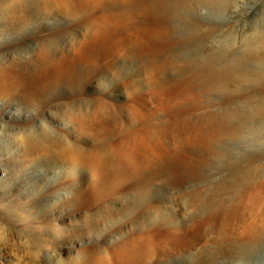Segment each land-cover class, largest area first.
<instances>
[{
	"label": "rangeland",
	"instance_id": "1",
	"mask_svg": "<svg viewBox=\"0 0 264 264\" xmlns=\"http://www.w3.org/2000/svg\"><path fill=\"white\" fill-rule=\"evenodd\" d=\"M162 1L0 4V264H116L136 236L137 264H202L248 208L194 195L243 174L264 195V120L243 115L264 76L242 55L264 53V0Z\"/></svg>",
	"mask_w": 264,
	"mask_h": 264
},
{
	"label": "bare ground",
	"instance_id": "2",
	"mask_svg": "<svg viewBox=\"0 0 264 264\" xmlns=\"http://www.w3.org/2000/svg\"><path fill=\"white\" fill-rule=\"evenodd\" d=\"M3 1L5 2L6 0H0L1 5H3ZM168 1L169 0H163L162 2L166 3ZM188 2H189V0H184L182 2V4L185 7H187ZM59 3H61V2H59ZM170 6H172L171 3H170ZM1 11H2V7H0V12ZM4 23H7V21L5 20L4 16L2 17L0 15V26H3ZM261 51H262V49H261ZM261 51H260V53H257L256 51L248 48V49L244 50L243 54L241 53L242 55H244V59H246V61L247 60H249V61L250 60H256L254 62L258 63V65L253 72L259 78H260V76H264V53H262ZM242 58L243 57H241V59ZM257 59H260V60H257ZM241 63L242 62H240V64ZM9 71H11V70L9 69L8 72ZM261 74H263V75H261ZM242 77H244L242 79L245 80L246 77L244 75ZM1 82H2V80H1ZM263 100H264V98H263ZM243 106H244L243 115H244V120L246 123L250 120H253V118H260V119L264 120V103L261 106L260 105L259 106L256 105V106H252V107L246 106V105H243ZM231 133L235 136H238L237 130L232 131ZM249 133L254 134L253 129H251ZM95 172L92 171V175ZM243 175L245 177V180L241 181L240 183H231V184H227L224 186H220V185H222V184H220L218 186L213 187L212 190H208L207 194H205V195H202V194L194 195V196H196L194 198L197 201H204L205 200V202H203L204 205L202 208L207 210L209 212V215H212V216L218 217V215L221 214L220 216L222 218H224V216H227L230 214V211L238 210V208L231 209L232 205L234 204L233 203V204L229 205V203H231V201L236 202V200H237L239 202V205L242 204L248 208V215H242L240 217V219L238 220V222L236 223V225L234 226V228L230 234H223V233H218V234L214 233L213 235L210 234V236H213L212 239L209 237L210 241L212 242V243H210L211 245L209 244L210 248L208 247L210 252H208V253L205 252V254H204L205 258L202 257V259H203L202 264H254L255 258H260V260L264 259V195H261L260 193L256 192L254 185L250 184L252 181L250 179H248L249 176H245V174H243ZM93 176H95V174ZM82 180H79V182ZM66 186H67V184H66ZM66 186H64L63 184H60L58 186H52V187L48 188V187H45L43 185H40L38 188H36V190L35 189L30 190L29 195H30V197L35 198V201H40L42 203H44V201H46L47 205L48 204L50 205V202L52 203V201L54 202L53 204H57L60 201V199L62 200V199H67L68 197L69 198L71 197V195H72V193L70 192L71 189H70V187L68 188ZM251 189H254V191H250ZM222 199L224 200V202L229 201L227 203L229 206L223 205L221 202ZM46 202H45V204H46ZM173 204H171V205L173 206ZM177 204H176V209H178L181 206V203L177 202ZM239 205H236V206L238 207ZM258 207H259L260 211H257ZM163 212L167 213L166 211H163ZM235 214L236 213H232L229 215V217L233 218L235 216ZM138 220H140V219H138ZM134 221H136V220H134ZM178 230H179V228H178ZM126 235H128V233ZM144 239L145 238H143L142 236H136L134 238V240L132 241V243L128 242L129 244H125L126 243L125 242L124 243L125 245L124 244L121 245L118 248L119 254L117 255L118 258H117L116 264H137V261L141 258V256H144L145 253L152 251L154 248V246L152 247L153 244L152 245L148 244L147 243L148 241L145 242ZM146 239L149 240V238H146ZM99 250H100V248H99ZM148 254H150V253H148ZM260 264H264V262L262 263V261H260Z\"/></svg>",
	"mask_w": 264,
	"mask_h": 264
}]
</instances>
